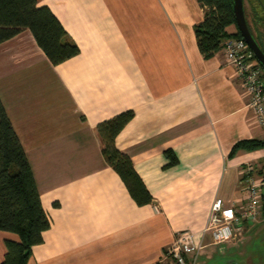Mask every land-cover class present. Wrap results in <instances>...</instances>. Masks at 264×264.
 <instances>
[{
	"label": "crops",
	"instance_id": "obj_1",
	"mask_svg": "<svg viewBox=\"0 0 264 264\" xmlns=\"http://www.w3.org/2000/svg\"><path fill=\"white\" fill-rule=\"evenodd\" d=\"M38 3L80 50L53 63L29 28L0 41V98L50 220L27 264H157L184 228L200 245L196 264H264V253L255 258L246 249L254 235L264 237L263 216L243 220L221 242L204 230L214 197L244 198L243 166L264 167V148L230 154L238 139L264 137V127L225 49L200 52L199 1ZM125 109L134 115L115 144L152 195L143 204L104 159L96 129ZM166 148L176 163L165 165ZM6 238L18 235L0 229V264Z\"/></svg>",
	"mask_w": 264,
	"mask_h": 264
},
{
	"label": "trees",
	"instance_id": "obj_2",
	"mask_svg": "<svg viewBox=\"0 0 264 264\" xmlns=\"http://www.w3.org/2000/svg\"><path fill=\"white\" fill-rule=\"evenodd\" d=\"M204 8L201 20L193 24L198 48L207 58L212 56L228 37H240L232 0H198ZM248 0L250 12L244 3L245 18L251 34L264 52V0ZM250 15V16H249ZM234 24L236 29L228 31ZM22 28H29L45 54L58 63L79 52L77 42L64 28L58 17L46 4L38 0H0V41ZM263 70L264 65L260 63ZM133 109H125L96 124L102 140V154L120 175L130 195L138 204L151 202L152 195L135 170L130 156L115 144V137L133 117ZM264 148V137L241 138L233 143L230 154L237 149ZM169 158L165 165L177 162L175 153L164 150ZM260 213L264 217V185ZM50 225L42 206L39 190L26 152L0 98V229L10 230L18 239L6 238L1 264H27L33 244L42 241V232Z\"/></svg>",
	"mask_w": 264,
	"mask_h": 264
},
{
	"label": "built area",
	"instance_id": "obj_3",
	"mask_svg": "<svg viewBox=\"0 0 264 264\" xmlns=\"http://www.w3.org/2000/svg\"><path fill=\"white\" fill-rule=\"evenodd\" d=\"M222 47L225 49L227 62L235 67L236 74L249 95L250 108L264 127V70L260 61L242 36L225 38ZM242 175L246 186L244 198L232 204H226L219 197H214L211 201L204 230L211 232L215 242L230 239L243 220L255 218L260 213L264 175L256 172L251 163L243 166ZM199 247L193 239L191 229H180L164 248L157 264H196L194 253Z\"/></svg>",
	"mask_w": 264,
	"mask_h": 264
},
{
	"label": "water",
	"instance_id": "obj_4",
	"mask_svg": "<svg viewBox=\"0 0 264 264\" xmlns=\"http://www.w3.org/2000/svg\"><path fill=\"white\" fill-rule=\"evenodd\" d=\"M236 25L241 36L246 40L260 63L264 65V52L251 34L244 13V0H232Z\"/></svg>",
	"mask_w": 264,
	"mask_h": 264
},
{
	"label": "rangeland",
	"instance_id": "obj_5",
	"mask_svg": "<svg viewBox=\"0 0 264 264\" xmlns=\"http://www.w3.org/2000/svg\"><path fill=\"white\" fill-rule=\"evenodd\" d=\"M257 9H259V3L258 1H254ZM244 3H245V6H246V9L248 11V13L250 12V6H249V3H248V0H244ZM260 12H262L261 9H259ZM250 16V15H249ZM256 172H259L260 174H263L264 175V167H261V166H257V168L255 169ZM261 214H259L257 216V218H261ZM261 225H257L254 229L257 230ZM264 237H262L261 235L259 236H253L252 240L247 244V247L246 249L248 250V252H252L253 253V257L255 256V258H259L260 254L261 253H264Z\"/></svg>",
	"mask_w": 264,
	"mask_h": 264
}]
</instances>
